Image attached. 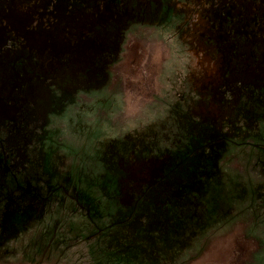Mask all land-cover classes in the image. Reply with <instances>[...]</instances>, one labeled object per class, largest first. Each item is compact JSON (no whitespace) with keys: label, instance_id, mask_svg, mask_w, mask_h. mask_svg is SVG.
I'll return each mask as SVG.
<instances>
[{"label":"rangeland","instance_id":"1","mask_svg":"<svg viewBox=\"0 0 264 264\" xmlns=\"http://www.w3.org/2000/svg\"><path fill=\"white\" fill-rule=\"evenodd\" d=\"M0 264H264V0H0Z\"/></svg>","mask_w":264,"mask_h":264}]
</instances>
